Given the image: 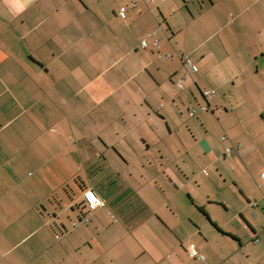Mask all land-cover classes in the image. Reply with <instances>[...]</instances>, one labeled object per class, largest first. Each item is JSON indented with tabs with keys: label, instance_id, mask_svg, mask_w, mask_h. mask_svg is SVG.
<instances>
[{
	"label": "crops",
	"instance_id": "crops-1",
	"mask_svg": "<svg viewBox=\"0 0 264 264\" xmlns=\"http://www.w3.org/2000/svg\"><path fill=\"white\" fill-rule=\"evenodd\" d=\"M197 2L0 0V264H255L264 0ZM218 32L193 71L184 54ZM187 73L206 132L191 142L174 127ZM89 188L104 205L85 223Z\"/></svg>",
	"mask_w": 264,
	"mask_h": 264
},
{
	"label": "rangeland",
	"instance_id": "rangeland-1",
	"mask_svg": "<svg viewBox=\"0 0 264 264\" xmlns=\"http://www.w3.org/2000/svg\"><path fill=\"white\" fill-rule=\"evenodd\" d=\"M195 1L199 7V4L197 2L198 0H195ZM256 6L257 5L253 6L252 10L250 12H252V11L256 12L257 11ZM198 7H197V9H198ZM200 21H202V19ZM224 23H225V21H224ZM224 23H222V25H220L219 27L224 26L225 28H227L225 31L231 29L232 27H236V24L234 25V24L228 23L229 25H223ZM219 27H218V29H219ZM239 28H240V31L242 30V32H244V33L249 32L248 25H246V23H243L242 21H241V24H239ZM219 35L220 34L218 32L216 36L209 38L206 42H204V44L201 46L199 51H196L194 54L186 52L184 54L185 60L190 59L192 61V63L195 64L198 67V69H200V72H201V70H204V72H205V69L202 65V62H200L199 58L201 55H205V57L207 58V61H217L218 60L216 57L209 56V54H210V49H212L214 47V43L217 42ZM208 37H209V34H206V35L201 37V40L203 41ZM140 50H142V49L140 48ZM220 58L223 59V56L220 55ZM224 58H226V57H224ZM208 70H210L208 76H212L211 68L208 67ZM208 70H206V71H208ZM182 77L185 80L184 85L186 86V89L181 90L180 88L177 87L176 88L177 89L176 91L178 92L177 94L180 95L181 101H182V99L183 100L185 99L184 95L188 94L186 97L193 103V105H188L187 103H185V104L190 107L191 111L194 108L199 109V107L196 105V102L194 100L193 93L190 91L191 86L189 87V85H188V81L190 79L189 78L190 74L187 73V74L183 75ZM191 111L188 112V110L185 107L183 109L181 108V112L180 113L177 112V114H176V121H175L174 127H176V132L179 133L178 136H176V137H177V139L181 138V140H184V142H191L190 130L194 133V135H196V137L198 139H201L206 134L205 128L202 125V123L199 122V119L197 118V116L190 117V115H192ZM102 118L104 121L105 116H103ZM209 121L213 122L214 127L217 125V117L215 115H214V117L210 118ZM162 123L164 126L165 125L164 122H162ZM221 136H222L221 132H216V133L213 132L211 138H208V141L211 142L212 144L220 145L219 153L222 156V150H223V144L222 143L223 142L221 140ZM158 150H159V146L155 147L153 149V153L151 154V156L152 155L159 156L160 154H158ZM181 152H182L181 153L182 155L185 154L186 150H185L184 146H182ZM207 169L212 174L214 172H216L215 165H212L211 167H208ZM257 169L264 170V150L260 153L257 152ZM222 178H219L218 186L215 187L216 188L215 190H219V191L222 190L224 192V196L232 205H234V206L240 205V203H241V199L239 197L240 193H239L238 188H235L236 186H235L234 181L232 180L231 177H228L227 180L224 177H222ZM261 180H262V178H261ZM250 183L252 184L251 185L252 189H253L252 191L253 192L255 191V195H253V196H255L254 197L255 199L252 198L251 200L255 201L257 199V211L258 210H264V187L262 185L261 186L260 185H257V186L254 185L253 186L252 181ZM257 234H258V236H257L258 241L256 244L254 242H252V240L250 238L246 239V242H249L250 245H252L251 247L248 246V251L254 256V258L257 259L256 262H254L255 264H264V219H262L259 222V224H257ZM243 241H245V239Z\"/></svg>",
	"mask_w": 264,
	"mask_h": 264
},
{
	"label": "built area",
	"instance_id": "built-area-1",
	"mask_svg": "<svg viewBox=\"0 0 264 264\" xmlns=\"http://www.w3.org/2000/svg\"><path fill=\"white\" fill-rule=\"evenodd\" d=\"M125 11H126V7H122L120 9L121 15H124ZM147 45L148 44L146 41H142V43H141L142 48L145 49L147 47ZM170 56H171L170 54L166 55L167 58H169ZM185 63L193 71H196L198 69V67L195 64H193L190 59H186ZM178 86L181 88L184 87V80L183 79L178 80ZM215 93H216V91L214 89L205 90L203 92L204 96H206V97L213 96ZM203 108H206V106H204ZM195 112H196V110L193 109L191 111V114L193 115ZM222 138L225 139L226 137L223 136ZM231 150H232V147L227 148L226 153L229 154L231 152ZM261 178L264 182V171L261 173ZM84 199H85V203H86V207H87V212L84 214L81 221L88 223L91 219L92 214L104 205V200L91 188L87 189L84 192ZM77 224H78L77 222L74 223V225H77ZM190 249H191L192 254L199 255V257L201 259L205 258L203 254H201L197 251L194 244H192L190 246Z\"/></svg>",
	"mask_w": 264,
	"mask_h": 264
}]
</instances>
